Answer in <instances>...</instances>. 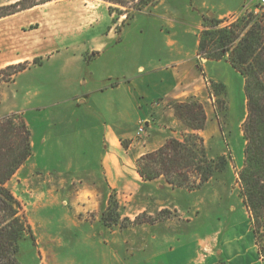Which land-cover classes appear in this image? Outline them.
<instances>
[{
  "label": "rangeland",
  "instance_id": "obj_1",
  "mask_svg": "<svg viewBox=\"0 0 264 264\" xmlns=\"http://www.w3.org/2000/svg\"><path fill=\"white\" fill-rule=\"evenodd\" d=\"M16 1L0 0V7ZM161 1L165 3L162 6L172 8L179 18L188 21L174 30L185 46L183 51L196 49L195 41L205 17L216 18L211 9H199L200 3L207 1L211 5L215 0ZM155 2L51 0L0 17V119L13 116L15 123L23 120L30 127L34 148L31 146L29 163L42 172L85 161L86 166L97 165L101 151L93 147L95 138L76 134L83 123L81 117L78 120L83 108L74 101L75 95L95 85L109 84L123 73L134 74L138 64L149 59L158 62L169 54L167 34L156 28L161 21L136 13L153 7ZM246 3L247 0L239 12L217 19L224 23L236 19L244 13ZM119 23H124L120 29ZM197 24L202 26L199 31ZM111 27L114 34L106 36ZM100 39L104 49L98 57H91V46ZM194 59L198 69L203 70L207 58L197 53ZM18 63H23L25 69L8 78L12 69L5 67ZM216 64L213 69L206 68L204 74L199 73L202 90L198 95L182 101L153 100L148 120L143 122L144 130L137 133L138 123L135 137L122 144L134 142L141 152L169 138L181 139L189 129L175 115L174 106L194 100L205 113V125L198 133L207 156H226V167L193 189L172 187L159 177L160 180L155 179L153 194L161 201L160 210L156 207L127 217L118 207L119 219L110 225L101 219L107 202L97 212L77 215L79 223H60L69 209L63 204L37 213L32 216L36 226L43 225L38 221L53 219L55 226L67 227L64 234L57 235L66 244L58 262L71 259L73 264H264L255 252L248 212L239 195L238 170L245 146L243 77L230 68L226 59ZM90 117L84 120L89 122ZM43 134H50L52 143H43ZM9 138L16 137L12 134ZM85 146L89 148L83 150ZM82 152L93 158L82 159ZM16 178L12 175L6 186L27 199ZM110 195L117 200L114 193ZM28 210L29 215L34 214L33 207L28 206ZM138 215L139 219L133 222ZM40 259L35 243L28 237L19 241L18 264H41Z\"/></svg>",
  "mask_w": 264,
  "mask_h": 264
},
{
  "label": "crops",
  "instance_id": "obj_2",
  "mask_svg": "<svg viewBox=\"0 0 264 264\" xmlns=\"http://www.w3.org/2000/svg\"><path fill=\"white\" fill-rule=\"evenodd\" d=\"M244 1L215 0L211 5L207 1H202L199 9H211L212 16L223 18L239 12ZM163 4L165 3L161 0H156L153 7L136 10V13L152 15L161 21L156 28L159 27L160 32L167 34L168 39L165 44L169 48V54L157 60L158 62L149 59L145 64H138L134 74L123 73L109 84L95 85L75 95L74 101L83 108L78 117V120L81 117L83 123L76 134L81 136L80 138H95L92 139L93 147L98 150L100 148L101 151L97 156L99 159L97 165L86 166L85 161L77 166L71 163L54 171L42 172L32 162L29 163L30 158H28L13 174V177L17 176L16 181L21 190L27 194V199L23 200L11 190L20 202L31 227L35 245L41 255V264H62L58 262L59 255L66 244L57 235L60 236L67 231V227L55 226L53 219L38 221L37 223L43 225L36 226L32 216H36L41 211L46 212L47 209L63 204L69 209L67 214L60 218V223L78 222L81 220L77 215L87 211L97 212L101 204L107 202L111 193L115 194L119 212L123 216L131 217L133 214L150 211L156 207L157 210L161 209L160 199L153 194L155 180L146 181L140 177L136 170V160L162 144L138 152L139 148L134 142L123 145L122 141L135 137L136 127L141 120L146 123L153 100L160 98L161 101H182L190 95H198L202 90L199 73L204 74L206 68L213 69L216 63H219V60L213 62L211 59H205L207 64L203 66V70L198 69L194 59V55H197L198 40L195 41L196 49L183 51L185 46L174 31L179 25H187L188 21L179 18L175 10L165 8ZM199 9L197 13L202 15ZM124 23H119V29ZM196 27L199 28L198 31L202 28L198 24ZM113 34L111 27L106 36ZM103 49L102 39L96 41L91 46L93 51L91 57H98ZM230 68L237 72L231 65ZM214 76L216 77L213 75L212 78ZM86 116L92 117L89 122L84 120ZM43 138H45L42 140L43 143L47 140L46 143H52L53 138L50 134H43ZM31 146L34 148L32 139ZM88 148L89 146H85L83 150ZM82 153L81 158L84 160L93 158L92 154ZM28 206L33 207V215H29ZM132 210L134 213L131 212ZM254 249L256 252L255 245ZM63 262V264H73L71 259L69 262L64 259Z\"/></svg>",
  "mask_w": 264,
  "mask_h": 264
},
{
  "label": "trees",
  "instance_id": "obj_3",
  "mask_svg": "<svg viewBox=\"0 0 264 264\" xmlns=\"http://www.w3.org/2000/svg\"><path fill=\"white\" fill-rule=\"evenodd\" d=\"M51 0H17L1 6L0 17ZM143 0H137V3ZM127 18V15H126ZM197 53L207 59H226L243 77L246 115L242 122L245 141L244 157L238 170L239 195L248 212L250 231L257 255L264 260V14L244 12L236 19L205 17L197 41ZM12 69L8 78L25 69L23 63L5 67ZM221 89L223 86L219 84ZM175 115L189 129L181 139L169 138L153 151L136 160V170L143 180L163 177L172 187L193 189L207 182L227 165V157L207 156L202 136L205 113L197 101L179 102ZM13 116L0 119V264H18L19 241L35 239L22 206L6 182L31 156L30 130L23 120ZM16 138H9L11 135ZM118 202L110 195L101 210L106 225L119 219ZM139 215L132 220L136 222Z\"/></svg>",
  "mask_w": 264,
  "mask_h": 264
},
{
  "label": "built area",
  "instance_id": "obj_4",
  "mask_svg": "<svg viewBox=\"0 0 264 264\" xmlns=\"http://www.w3.org/2000/svg\"><path fill=\"white\" fill-rule=\"evenodd\" d=\"M250 7V8H249ZM251 11L254 14H264V0H247L244 7V12ZM143 120L139 122L137 133H141L144 130Z\"/></svg>",
  "mask_w": 264,
  "mask_h": 264
}]
</instances>
